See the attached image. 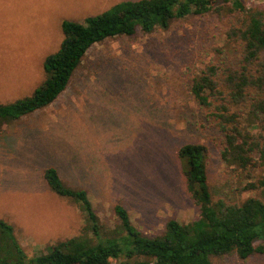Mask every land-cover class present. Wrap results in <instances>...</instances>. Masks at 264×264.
<instances>
[{
  "label": "rangeland",
  "instance_id": "obj_1",
  "mask_svg": "<svg viewBox=\"0 0 264 264\" xmlns=\"http://www.w3.org/2000/svg\"><path fill=\"white\" fill-rule=\"evenodd\" d=\"M121 1L0 0V103L27 97L45 81L44 60L59 49L65 19L81 21ZM242 1L264 10V0ZM229 5L221 0L218 10L174 19L168 28L95 44L55 102L12 122L0 120V219L14 226L29 256L80 235L85 225L79 206L48 185L49 166L89 192L103 222L117 223L114 207L121 203L149 236L171 218L187 223L199 215L178 155L186 143L207 146L215 199H264L261 190H239L245 182L221 159L222 133L190 89L201 68L223 59L218 49H228ZM212 262L264 264V252Z\"/></svg>",
  "mask_w": 264,
  "mask_h": 264
},
{
  "label": "trees",
  "instance_id": "obj_2",
  "mask_svg": "<svg viewBox=\"0 0 264 264\" xmlns=\"http://www.w3.org/2000/svg\"><path fill=\"white\" fill-rule=\"evenodd\" d=\"M221 0H125L84 19L62 22L64 39L44 60L45 81L31 95L0 103V120L12 122L57 100L91 47L108 38L168 28L174 19L204 15L219 9ZM229 2L225 30L228 49L223 59L210 61L191 79L198 104L223 136L221 159L239 175L241 192L264 193V10L247 7L242 0ZM221 8V6H220ZM207 146L182 145L187 190L199 207L197 218L184 223L169 219L156 236L142 232L127 208L117 203L114 226L102 221L89 192L68 185L54 166L44 178L58 195L75 202L84 215L80 235L48 245L29 256L14 226L0 219V264H213L212 257L237 255L246 260L264 252V199L250 195L241 202L213 197L208 181Z\"/></svg>",
  "mask_w": 264,
  "mask_h": 264
}]
</instances>
